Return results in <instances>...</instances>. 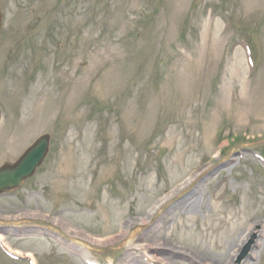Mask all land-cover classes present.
<instances>
[{"label":"rangeland","instance_id":"1","mask_svg":"<svg viewBox=\"0 0 264 264\" xmlns=\"http://www.w3.org/2000/svg\"><path fill=\"white\" fill-rule=\"evenodd\" d=\"M0 9V166L51 135L37 173L0 196L9 247L37 264H196L202 249L264 264V229L242 245L226 226L220 248L195 237L230 210L264 224V0ZM186 195L202 207L173 208ZM0 264L28 263L0 250Z\"/></svg>","mask_w":264,"mask_h":264},{"label":"bare ground","instance_id":"2","mask_svg":"<svg viewBox=\"0 0 264 264\" xmlns=\"http://www.w3.org/2000/svg\"><path fill=\"white\" fill-rule=\"evenodd\" d=\"M243 188V186L236 188V191ZM178 197V196H175ZM174 197V198H175ZM180 197V196H179ZM170 197L167 202L165 201V204L163 205L168 207V203L174 199ZM188 195L183 200L178 201V204L173 207L175 209H179L180 207H186L188 211H194L195 209L201 208L203 205V200L200 198L190 199ZM190 199V200H188ZM230 207V206H229ZM171 209V208H169ZM228 213L231 215L230 217H214L211 221L205 222V224H198L197 228L195 230L196 234L195 237L202 236V243L205 246L213 245L215 248H220L221 245L225 244V242L220 241V237L222 236V233L226 230V226H229L230 230L229 233L232 236V239H235V236L238 235L239 232H242L244 235V239L242 242V245L247 242L249 239L255 238L256 234L260 233L264 229V224L262 223V220L259 219V215L253 214L248 217L245 216V218L242 219V216L244 214V211L241 209L235 210V211H228ZM169 214V213H168ZM224 214V213H223ZM144 222H147V219H143ZM0 238H3V235L0 234ZM201 238V237H200ZM237 238H241V236H238ZM178 239V238H177ZM179 240V239H178ZM180 240L179 242H181ZM236 243V242H235ZM197 247H200L196 243ZM202 252L205 253L204 249H202ZM204 253H193V258L196 262V264H223L220 261L213 260V262L210 263L212 260H207L208 258L204 259L205 254Z\"/></svg>","mask_w":264,"mask_h":264},{"label":"water","instance_id":"3","mask_svg":"<svg viewBox=\"0 0 264 264\" xmlns=\"http://www.w3.org/2000/svg\"><path fill=\"white\" fill-rule=\"evenodd\" d=\"M3 14L0 12V29ZM50 136H42L28 151L13 165H5L0 169V194L10 192L31 177L43 163L49 152Z\"/></svg>","mask_w":264,"mask_h":264}]
</instances>
